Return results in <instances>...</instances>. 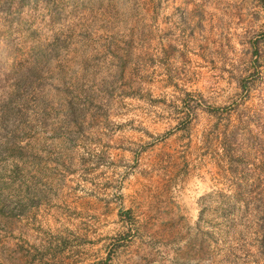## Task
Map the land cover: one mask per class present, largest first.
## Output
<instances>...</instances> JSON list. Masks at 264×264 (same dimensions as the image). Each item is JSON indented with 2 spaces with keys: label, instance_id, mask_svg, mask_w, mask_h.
Instances as JSON below:
<instances>
[{
  "label": "rangeland",
  "instance_id": "rangeland-1",
  "mask_svg": "<svg viewBox=\"0 0 264 264\" xmlns=\"http://www.w3.org/2000/svg\"><path fill=\"white\" fill-rule=\"evenodd\" d=\"M0 264H264V0H0Z\"/></svg>",
  "mask_w": 264,
  "mask_h": 264
}]
</instances>
